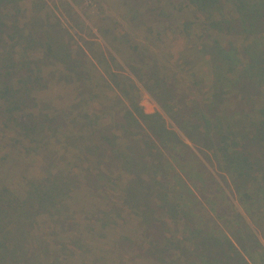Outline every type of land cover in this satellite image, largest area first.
<instances>
[{
	"label": "trees",
	"instance_id": "obj_1",
	"mask_svg": "<svg viewBox=\"0 0 264 264\" xmlns=\"http://www.w3.org/2000/svg\"><path fill=\"white\" fill-rule=\"evenodd\" d=\"M23 1L0 0V131L9 133L12 140L7 144L11 153L5 156L41 155L45 169L38 174L19 170L21 185L17 187L0 177V264H44L28 254L32 221L45 215L59 219L86 177L90 183H94L90 177L103 181L112 193L118 185L115 197L123 199L128 214L134 217V228L140 227L136 231L142 240L139 245L138 237L131 238L133 244L113 238L110 264H123L122 254L128 249L147 256L152 264H264L263 243L255 241V249H249L239 239L240 249L212 222L201 224L200 200L179 170L195 183L218 217L226 219L230 214L220 203L219 192L230 207L234 204L222 185L214 188L209 178L195 182V174H201L205 166L190 169L187 163L193 156L188 154L195 153L169 127L166 117L174 119L209 164L226 173L236 199L264 230V0H144L152 8L133 10V20L148 26V33L155 27L158 33L180 36L178 68L192 75L185 82L177 78L178 71L166 66L164 71L155 56L139 53L138 44H133L127 32L119 34L111 16L104 18L102 30L123 53V62L130 64L136 79L111 69L105 53L99 55L91 49L92 59H86L87 53L67 40L69 32L59 22L47 29L43 24L48 22L38 15H28L30 22H22ZM41 1L31 11L39 13L46 5V0ZM75 17L85 24L81 16ZM196 55L207 58L210 65L206 92L197 85L203 81L206 86L207 80L194 71ZM94 61L107 72L112 90H117L115 105L108 108H114L110 119L101 113L102 106H93L98 112L91 108L93 96L83 94L84 86L78 88L80 99L74 105L73 118L65 112H51L49 103L39 101L36 94L48 87L46 69L55 66L65 82L77 79L85 84L90 79L87 65ZM137 81L161 110H145ZM202 93L206 96L199 95ZM54 141L64 150H74L69 170L57 164L62 159L53 164ZM12 162L19 165L16 158ZM118 209L117 204L108 213L98 209L97 222L109 226L104 223L106 216ZM78 231L66 242L55 244L97 258L96 249L102 248L93 247L95 238L86 235L88 240H84L83 232Z\"/></svg>",
	"mask_w": 264,
	"mask_h": 264
},
{
	"label": "rangeland",
	"instance_id": "obj_2",
	"mask_svg": "<svg viewBox=\"0 0 264 264\" xmlns=\"http://www.w3.org/2000/svg\"><path fill=\"white\" fill-rule=\"evenodd\" d=\"M41 2V0H24L22 2V10L25 12V17H22V22H30L31 18H27L28 15L31 17L38 15V18L48 22L47 24H43V28L45 29L54 25V23L59 22L61 27L67 29L69 32L66 34L67 40L77 50L78 48H81L87 53L86 59L89 57L92 59L91 49H95L99 55L105 53L104 58L111 69L120 71L121 73L127 74L136 79L131 73V68L128 67L130 64L127 62L126 65L123 62V59H125L123 53L119 48L117 49L114 47L108 34L102 30L104 18L106 16H111L113 20H116V28L119 34L127 32L133 44H138L139 53L143 52L148 54V56H155L159 61L158 64L164 71L167 70L164 66L169 70L178 71L177 78H181V82L188 81L189 78H192V75L188 76L189 73L187 71H182L178 68L181 59V54L177 52V49L180 47L178 45L180 44L179 40H181L180 36L170 35L166 31L158 33V30L155 29V27H153L154 32L150 34L146 29L148 26L140 25L138 19L133 20V10L144 11L147 6L152 8L153 5L151 2L146 4L144 0H46V5L43 6L39 13H36L35 10L31 11L32 7L38 9V5ZM25 9H28V12H26ZM76 14L81 16L82 20L85 21V24L84 22L78 23L75 19ZM152 25L154 26V23ZM91 32L95 33V35H91ZM232 38L237 41V37L233 36ZM93 42H97V44H93ZM125 46H127V48L125 47L126 49H129V44H125ZM195 59L196 65L194 71L197 72L198 76H204L207 80L206 86H204L203 81H200L197 85L203 92H206L208 85H210V65L207 62V58L200 57V55H196ZM87 70L90 74V79H88L85 84H80L77 79L70 84L59 77L60 74L57 67H49V70L46 69V71H48V87L44 90L38 91L36 96L39 98L40 102L49 103L52 106V109L50 110L51 112H65L68 118H73L77 111L74 108V105L80 99L78 88L84 86L85 90L83 94L89 92L91 97L93 96L92 101L89 102L91 108L95 105L102 106L101 108L104 109V111H101V113L104 115L106 114L110 119L114 108L111 110L108 108L113 106L114 102H116L115 95L117 94V90H112L110 84H108L110 81L107 77L109 78V76L98 62L94 61L93 64L89 62ZM181 85H184V83ZM137 86L139 88L138 94L140 96V101L141 104L144 105L145 110L149 113L161 110L155 98L151 96L138 81ZM188 91L191 90L188 89ZM195 94H198L197 91H195ZM199 95L206 96V94L203 93ZM201 96L199 98L203 100L204 98ZM89 103L83 104L84 106L82 105L80 109L84 111L85 106H89ZM96 109L97 107L94 108V110L98 112L97 110L99 109ZM68 111H71L72 114ZM166 117L169 127L176 130L177 133L184 138L185 142L190 145L191 151L195 153V155L190 152L188 154L193 156L187 163L190 169L197 164L200 167L201 164L205 166V168L201 167V174H195V182L198 183L202 180L204 181L203 178H209L212 180L214 188H218V186L220 188V185H222L226 194L231 198V202L234 204V207H230L229 200L223 198V195L219 192L217 194L219 201L226 210H229L230 214L226 219L218 217L217 214L215 215L212 213L210 207L207 206L195 183L187 178L185 173L183 174L179 170L181 177L187 181L186 184L201 202H199L200 206L197 205L199 206L200 214L202 215L201 219L197 217L201 224L212 222L213 225H216L219 231L221 230L229 235L235 244H238V247H240L241 244L239 239L242 243L246 244L249 249H255V241L264 244L263 228L246 214V211L236 199L232 187H229L230 180L226 173L219 170L215 165L212 166L209 164L203 153L199 151L200 148L189 142L187 138L184 137L183 133L179 131L174 119L172 117ZM11 142L10 134L8 133L5 135L4 132L0 131V177L5 182L11 183L12 187H17L18 185H21V179L18 175L19 170L20 172L26 170L28 174H38V172H43L45 165L41 155L30 156L27 154L26 156L20 155L16 157L13 155L5 156L11 153V148L7 145ZM18 148L19 146L14 148V150H17ZM51 150L53 151V156L56 158L54 159L53 164L56 163L57 159H62L60 164L58 161L57 164L61 167L68 166V163L70 165V163L75 160L74 150H64V147H61L60 142L58 141L53 142ZM3 156L5 159L2 158ZM13 158L17 159L19 165L13 164ZM63 158H66V160ZM187 158H189V156ZM67 168L66 170H69L70 166ZM66 170L64 172H66ZM9 173L14 174L15 176L17 175V177L11 178L7 175ZM90 179L94 183H90L88 178H85V183L73 193L72 197L68 200V205L64 206L62 215L59 219L45 215L37 217L32 221L33 228L30 232V243L27 244V247H29L28 254L31 259L37 262H40L41 259V262L44 264H54L53 262H56L57 264H110L109 262H111V260L109 254L111 251H114L115 246L112 241L113 238H115L116 241L124 239L127 243L133 244L130 242L131 238L138 237V240L136 241L137 244L139 245L140 242H142L141 238H139L140 234L136 233L140 227L134 228V217L128 214L129 212L127 211L128 209H126L127 207L124 204L123 199L115 197V191H119L120 187L114 185L113 188L115 191L112 193L103 181L100 182L92 177H90ZM214 181L218 182L219 185ZM115 204L119 206L118 210L113 211L115 216H106L104 220V223H108L109 226L99 224L97 222L98 209L108 213L110 209H114ZM74 230L83 232L82 236L84 240H88V235L95 238L93 247L96 248L97 245L102 248L96 249V254H98L97 258H95L93 254L89 255L86 251L81 254L78 251H75L74 253L70 250H62L60 246L58 247L55 244L56 241L66 242L69 235L75 233ZM137 244H135V246ZM60 245L64 246L63 243ZM55 249L59 250L58 253L56 250L57 255L59 254L60 256L58 259H55L54 256ZM44 252H48V254L46 255ZM122 252L123 251H121V253ZM242 253L245 254V251L242 250ZM122 255L123 264H152V262L148 261L147 256L139 255L138 251L135 249H128L123 252ZM245 257L249 259L246 254Z\"/></svg>",
	"mask_w": 264,
	"mask_h": 264
}]
</instances>
